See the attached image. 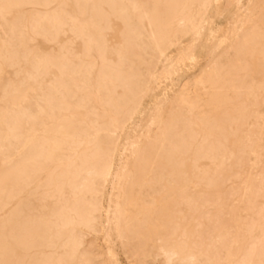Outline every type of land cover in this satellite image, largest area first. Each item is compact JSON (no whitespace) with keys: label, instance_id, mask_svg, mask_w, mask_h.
Segmentation results:
<instances>
[{"label":"bare ground","instance_id":"1","mask_svg":"<svg viewBox=\"0 0 264 264\" xmlns=\"http://www.w3.org/2000/svg\"><path fill=\"white\" fill-rule=\"evenodd\" d=\"M118 253L264 264V0H0V264Z\"/></svg>","mask_w":264,"mask_h":264},{"label":"rangeland","instance_id":"2","mask_svg":"<svg viewBox=\"0 0 264 264\" xmlns=\"http://www.w3.org/2000/svg\"><path fill=\"white\" fill-rule=\"evenodd\" d=\"M187 76V73H182V72H179L178 74V78L181 79V78H184ZM177 83V81H175ZM95 229V227H94ZM101 235H99V232H96V231H93V230H90L89 232L86 233V236L85 238L87 240H92V242H94V245L95 246V251H99L101 250V247L103 246V242L104 240L102 238H100ZM98 248V249H96ZM117 263L118 264H129V261L127 259H125V257L121 254V253H118L117 254ZM149 264H155L154 262H150Z\"/></svg>","mask_w":264,"mask_h":264}]
</instances>
